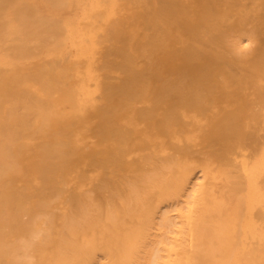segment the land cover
Segmentation results:
<instances>
[{"label": "bare ground", "instance_id": "6f19581e", "mask_svg": "<svg viewBox=\"0 0 264 264\" xmlns=\"http://www.w3.org/2000/svg\"><path fill=\"white\" fill-rule=\"evenodd\" d=\"M0 264H264V0H0Z\"/></svg>", "mask_w": 264, "mask_h": 264}]
</instances>
